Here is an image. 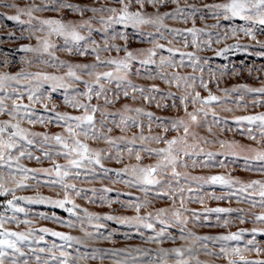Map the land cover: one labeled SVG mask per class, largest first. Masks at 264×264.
Returning <instances> with one entry per match:
<instances>
[{
  "label": "snow or ice",
  "instance_id": "1",
  "mask_svg": "<svg viewBox=\"0 0 264 264\" xmlns=\"http://www.w3.org/2000/svg\"><path fill=\"white\" fill-rule=\"evenodd\" d=\"M255 109L264 0H0V264H264Z\"/></svg>",
  "mask_w": 264,
  "mask_h": 264
},
{
  "label": "rangeland",
  "instance_id": "2",
  "mask_svg": "<svg viewBox=\"0 0 264 264\" xmlns=\"http://www.w3.org/2000/svg\"><path fill=\"white\" fill-rule=\"evenodd\" d=\"M6 23V25H7V27H8V29H11V28H13V22H5ZM4 48H5V50H7V45H5L4 46ZM217 62H220V58H217ZM231 82H233V81H229V83H231ZM249 83H251V84H253V86H258L257 85V82L255 81V80H251V81H249ZM162 87H163V85H162ZM153 110H155L154 108H153ZM256 111H259V110H264V109H255ZM166 115H170L171 113H165ZM56 129H53V131H55ZM241 175H245L244 173H241ZM97 187H99V184H97L96 185ZM118 187H120L121 189H123V185H120V186H118ZM45 191V193L47 192V190L45 189L44 190ZM22 194H25V195H29V194H31V193H29V192H25V193H22ZM79 203H81V204H83L84 206H86V207H89L90 208V210H94V211H107V208L106 207H97V206H94V205H88V204H85V202L84 201H78ZM209 205L210 206H216V202H212V201H210L209 202ZM113 207H117V205H113ZM190 207H194V208H199V207H201L200 205H198V204H192V205H190ZM41 223H44V224H48V222L47 221H42ZM49 226H51V225H49ZM247 226H250V225H247ZM60 230H65V231H67V229H60ZM233 230H235V229H233ZM201 232H218V231H223V229H207V228H205V229H201L200 230ZM74 234H78V233H74ZM258 239H260V237H258ZM124 241H123V239L121 238L118 242H117V244L115 245L116 247H121V246H123L124 245ZM128 243H139V241L137 240V241H129ZM105 246H112V245H105ZM104 264H110V262L109 261H105L104 262Z\"/></svg>",
  "mask_w": 264,
  "mask_h": 264
}]
</instances>
